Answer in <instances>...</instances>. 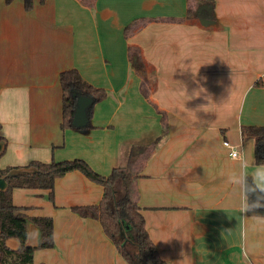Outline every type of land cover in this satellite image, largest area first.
<instances>
[{
  "label": "crops",
  "instance_id": "0c3cea01",
  "mask_svg": "<svg viewBox=\"0 0 264 264\" xmlns=\"http://www.w3.org/2000/svg\"><path fill=\"white\" fill-rule=\"evenodd\" d=\"M215 3V18L203 20L187 16L190 0H34L31 9L0 0V168L83 158L109 175L127 166L133 146H146L131 167L132 191L160 256L264 264V230L252 219L264 209L240 213L224 144L256 164L241 126L264 125V0ZM70 68L107 91L87 128L61 126L59 77ZM200 86L206 92L190 99ZM103 191L79 170L56 179L53 199L46 189L13 190L29 216L54 221V246L38 247L36 264H129L99 220L73 210L98 204Z\"/></svg>",
  "mask_w": 264,
  "mask_h": 264
},
{
  "label": "trees",
  "instance_id": "16d2710c",
  "mask_svg": "<svg viewBox=\"0 0 264 264\" xmlns=\"http://www.w3.org/2000/svg\"><path fill=\"white\" fill-rule=\"evenodd\" d=\"M12 0H7L10 2ZM26 9H31L34 0H23ZM45 0H41L44 2ZM215 0H190L188 17H198L203 20L215 18ZM129 28V26H128ZM127 28V29H128ZM129 58L132 67L147 83L145 63L138 47H129ZM60 84L63 92L62 128L76 127L73 118L80 97H88L92 101L87 107L88 123L96 103L107 97L104 88H98L85 80L78 69L70 68L60 73ZM259 84V81H258ZM242 139L253 140L255 146L256 164L264 163V125H242ZM1 139H6L0 135ZM146 152V146H133L128 156L126 167H114L109 175L97 172L85 159L73 158L61 161L43 162L33 160L27 166H35L38 172L34 175L17 176L8 179L9 187L0 191V260L2 264H36L34 251L39 248L54 246V221L51 216H29L26 206L14 204L13 190L19 188H36L49 190L53 199L54 186L57 178L66 173L79 170L90 180L103 186V196L98 204L74 206L73 210L82 217H92L100 221L105 233L114 243L118 253L129 264H168L160 256L157 246L152 240L145 224L135 195L132 191L133 182L139 173L131 169L139 157ZM12 166L1 169L7 173ZM264 209V208H259ZM35 223L41 231V241L37 247L26 246L28 238V223ZM19 241L17 248L7 245V239ZM47 264V263H39Z\"/></svg>",
  "mask_w": 264,
  "mask_h": 264
},
{
  "label": "clouds",
  "instance_id": "9594fccd",
  "mask_svg": "<svg viewBox=\"0 0 264 264\" xmlns=\"http://www.w3.org/2000/svg\"><path fill=\"white\" fill-rule=\"evenodd\" d=\"M204 92H206V89L200 86L197 91L193 92L190 99L199 97L201 93ZM229 159L233 162L234 167L228 173L226 182L231 185L234 190L239 192L240 213L254 212L256 209L264 208V163L255 164L250 162L246 154L240 148L231 150L229 152ZM249 176L252 178L251 184L248 183L247 178ZM251 194H256L255 200L250 201L249 196ZM252 219L261 230H264V217L254 215Z\"/></svg>",
  "mask_w": 264,
  "mask_h": 264
},
{
  "label": "water",
  "instance_id": "95a60500",
  "mask_svg": "<svg viewBox=\"0 0 264 264\" xmlns=\"http://www.w3.org/2000/svg\"><path fill=\"white\" fill-rule=\"evenodd\" d=\"M91 99L88 97H80L77 102V108L73 118V125L76 127H83L88 123L87 107L91 103ZM6 147V141L0 138V156L4 153ZM38 172V168L35 166H20L11 168L7 173L3 174L0 170V191H6L9 187L8 179L17 176L34 175ZM35 229V231H34ZM1 234V227H0ZM41 241V231L39 227L33 223H28V238L26 246L37 247ZM19 241L14 238L7 239V245L11 248H17ZM1 256V252H0ZM0 264L1 260H0Z\"/></svg>",
  "mask_w": 264,
  "mask_h": 264
},
{
  "label": "built area",
  "instance_id": "2783aa9c",
  "mask_svg": "<svg viewBox=\"0 0 264 264\" xmlns=\"http://www.w3.org/2000/svg\"><path fill=\"white\" fill-rule=\"evenodd\" d=\"M224 144L225 146L229 147L231 150H233L234 148H237L236 146L231 144L228 140H224Z\"/></svg>",
  "mask_w": 264,
  "mask_h": 264
},
{
  "label": "rangeland",
  "instance_id": "374dc122",
  "mask_svg": "<svg viewBox=\"0 0 264 264\" xmlns=\"http://www.w3.org/2000/svg\"><path fill=\"white\" fill-rule=\"evenodd\" d=\"M245 146H254L253 142L245 143Z\"/></svg>",
  "mask_w": 264,
  "mask_h": 264
}]
</instances>
